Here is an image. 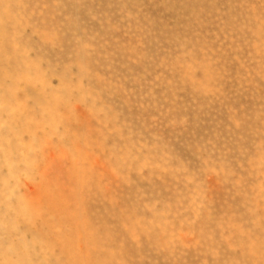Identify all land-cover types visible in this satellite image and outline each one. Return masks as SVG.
<instances>
[{
	"label": "rangeland",
	"instance_id": "1",
	"mask_svg": "<svg viewBox=\"0 0 264 264\" xmlns=\"http://www.w3.org/2000/svg\"><path fill=\"white\" fill-rule=\"evenodd\" d=\"M0 264H264V0H0Z\"/></svg>",
	"mask_w": 264,
	"mask_h": 264
},
{
	"label": "bare ground",
	"instance_id": "2",
	"mask_svg": "<svg viewBox=\"0 0 264 264\" xmlns=\"http://www.w3.org/2000/svg\"><path fill=\"white\" fill-rule=\"evenodd\" d=\"M47 187V186H46ZM59 204H61L60 202H59Z\"/></svg>",
	"mask_w": 264,
	"mask_h": 264
}]
</instances>
